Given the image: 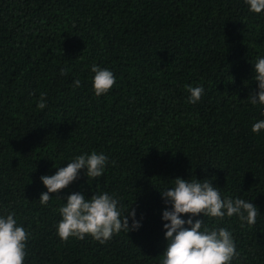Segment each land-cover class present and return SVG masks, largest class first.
Returning <instances> with one entry per match:
<instances>
[{
  "label": "trees",
  "instance_id": "obj_1",
  "mask_svg": "<svg viewBox=\"0 0 264 264\" xmlns=\"http://www.w3.org/2000/svg\"><path fill=\"white\" fill-rule=\"evenodd\" d=\"M258 57L264 12L245 0H0V217L14 212L30 233L24 264H161L160 190L177 177L254 203L251 226L238 215L193 219L231 232V264H264V130L252 132L264 105L248 99ZM93 65L116 81L99 97ZM197 86L204 93L190 103ZM93 151L108 157L103 175L81 170L41 204L40 177ZM73 192H107L142 226L105 243L64 241L59 209Z\"/></svg>",
  "mask_w": 264,
  "mask_h": 264
},
{
  "label": "clouds",
  "instance_id": "obj_2",
  "mask_svg": "<svg viewBox=\"0 0 264 264\" xmlns=\"http://www.w3.org/2000/svg\"><path fill=\"white\" fill-rule=\"evenodd\" d=\"M253 13L264 12V0H245ZM91 71L95 73L93 87L96 96L107 93L116 83L112 71L101 69L93 65ZM67 74V69L61 70V75ZM254 80L258 81V91L253 90L249 98L253 105H264V58L258 57L254 64ZM80 87L79 79L74 81ZM190 103L198 102L203 93L202 86L189 87ZM38 107H46V94L41 93ZM264 130V120L252 126V132L259 134ZM108 157L103 153L93 151L75 157L66 167H57L54 175H44L40 179L47 192L40 194L39 201L47 205L53 193H59L67 188L79 177L81 170L90 179L101 177L104 173ZM174 187L160 190L165 202L162 213L167 241L161 264H231L234 258L239 257L236 244L231 232L226 228H208L204 219L193 217L203 216L223 218L238 215L243 222L254 225L258 216V207L242 198H222L220 188L214 186L213 180L205 178L174 179ZM120 201L107 192L94 194L87 198L80 192H73L67 197V203L60 207L62 216L57 228L59 237L67 241L76 236L84 239L90 234L100 243H105L113 234L121 231L127 234L137 231L142 226L136 219V210L131 206L125 215ZM182 214H191L187 220ZM131 218V225L129 223ZM142 219V218H141ZM187 225V226H186ZM30 233L18 226L15 213H9L6 218L0 217V264H24L26 257V242Z\"/></svg>",
  "mask_w": 264,
  "mask_h": 264
}]
</instances>
